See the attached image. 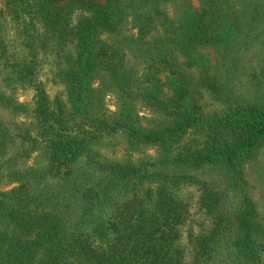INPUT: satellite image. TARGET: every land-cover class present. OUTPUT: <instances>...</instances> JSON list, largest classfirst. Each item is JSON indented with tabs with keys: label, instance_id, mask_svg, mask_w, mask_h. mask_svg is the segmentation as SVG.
I'll return each mask as SVG.
<instances>
[{
	"label": "trees",
	"instance_id": "1",
	"mask_svg": "<svg viewBox=\"0 0 264 264\" xmlns=\"http://www.w3.org/2000/svg\"><path fill=\"white\" fill-rule=\"evenodd\" d=\"M252 45L264 0H0V264H264Z\"/></svg>",
	"mask_w": 264,
	"mask_h": 264
},
{
	"label": "rangeland",
	"instance_id": "2",
	"mask_svg": "<svg viewBox=\"0 0 264 264\" xmlns=\"http://www.w3.org/2000/svg\"><path fill=\"white\" fill-rule=\"evenodd\" d=\"M103 1V0H99ZM258 31H252V36L256 35ZM262 49H264V46H255L252 45L248 51L245 52L243 55L242 61L244 65H248L249 67V73L252 72V69L257 70V73H260V75L264 78V55H262ZM46 71V70H45ZM46 73V72H45ZM239 81H235L233 84V88L235 92L241 95L242 92L246 93L247 88L250 90L251 83H248V77H238ZM42 79L46 82V88L48 89L49 94L51 97H55L59 92L62 91V87L60 85H55L52 83L48 76L44 74L42 76ZM251 82V81H250ZM257 82V80H255ZM264 85V84H263ZM259 95L264 98V89L259 90ZM32 99V93L28 92L20 97L21 101L28 100L31 101ZM209 103H213V100L208 98ZM107 108L110 111H115V99L108 96L106 98ZM215 107H220L219 103H214ZM143 115H148V111L144 110L142 112ZM120 140V139H119ZM124 141L120 140V143L113 142L112 140L106 141L103 145H101L98 148L99 152V160L101 161H121L124 162L126 160V155L124 153ZM148 154L154 155V152H149ZM37 154H34V158L31 159V163L35 161V157ZM136 157L131 158L133 162H138L140 159L145 158L143 154L135 155ZM84 168V167H83ZM247 172V178L249 181V190L250 194L253 197V199L256 201L258 210L260 211L263 219H264V147H262L257 155L254 157V159L247 165L246 168ZM183 195L187 197L189 202L191 203V209H190V216L188 218V221L186 224L187 229L188 226L190 227L191 223L194 222V231L198 232L199 230V223L203 221V214L198 210V199H199V193L195 189H187L183 192ZM234 205V203L232 204ZM186 229V230H187ZM187 231H185L184 235V241L183 243L186 244L187 249ZM188 250V249H187Z\"/></svg>",
	"mask_w": 264,
	"mask_h": 264
}]
</instances>
